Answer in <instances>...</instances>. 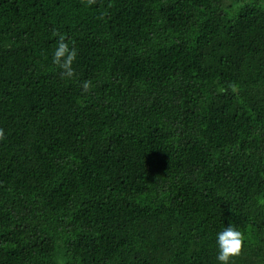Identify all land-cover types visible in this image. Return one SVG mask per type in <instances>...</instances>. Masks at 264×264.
<instances>
[{"label": "trees", "instance_id": "trees-1", "mask_svg": "<svg viewBox=\"0 0 264 264\" xmlns=\"http://www.w3.org/2000/svg\"><path fill=\"white\" fill-rule=\"evenodd\" d=\"M261 1L0 0V264H264Z\"/></svg>", "mask_w": 264, "mask_h": 264}, {"label": "clouds", "instance_id": "clouds-1", "mask_svg": "<svg viewBox=\"0 0 264 264\" xmlns=\"http://www.w3.org/2000/svg\"><path fill=\"white\" fill-rule=\"evenodd\" d=\"M96 3V0H86V5L91 6ZM53 35L58 37L57 48L52 57V62L60 70L61 78L71 79L75 76V70L72 65L75 62L78 53L75 47H70L66 42L65 35L55 32ZM83 92L88 93L92 88L91 81H84L81 84ZM4 131L0 128V140H3ZM217 244L219 247V254L217 260L220 264H230L234 257H239L242 254L244 246V236L241 231H238L234 226H228L223 231L217 234Z\"/></svg>", "mask_w": 264, "mask_h": 264}, {"label": "rangeland", "instance_id": "rangeland-1", "mask_svg": "<svg viewBox=\"0 0 264 264\" xmlns=\"http://www.w3.org/2000/svg\"><path fill=\"white\" fill-rule=\"evenodd\" d=\"M262 6L264 7V0L261 1Z\"/></svg>", "mask_w": 264, "mask_h": 264}]
</instances>
